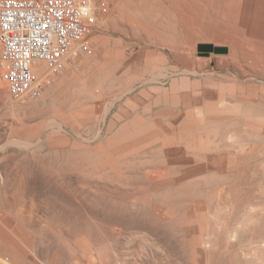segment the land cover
I'll list each match as a JSON object with an SVG mask.
<instances>
[{
  "label": "rangeland",
  "instance_id": "obj_1",
  "mask_svg": "<svg viewBox=\"0 0 264 264\" xmlns=\"http://www.w3.org/2000/svg\"><path fill=\"white\" fill-rule=\"evenodd\" d=\"M151 1L38 97L0 45V264H264V0Z\"/></svg>",
  "mask_w": 264,
  "mask_h": 264
},
{
  "label": "built area",
  "instance_id": "obj_2",
  "mask_svg": "<svg viewBox=\"0 0 264 264\" xmlns=\"http://www.w3.org/2000/svg\"><path fill=\"white\" fill-rule=\"evenodd\" d=\"M96 24L92 0H0L1 77L10 95L38 97L91 51Z\"/></svg>",
  "mask_w": 264,
  "mask_h": 264
},
{
  "label": "bare ground",
  "instance_id": "obj_3",
  "mask_svg": "<svg viewBox=\"0 0 264 264\" xmlns=\"http://www.w3.org/2000/svg\"><path fill=\"white\" fill-rule=\"evenodd\" d=\"M119 0H117V2H118ZM131 0H120V2H119V4H120V8H121V10H122V12H125V14L126 13H130V11H131V13H132V15H134L135 17H136V21L135 22H138L137 24L139 25V26H141V27H143V26H145V27H147V29H148V26H146L145 25V22H143L141 19H140V17H141V13H140V7H139V5H138V7H139V9H134V7H133V9L131 8V6H130V2ZM140 2H141V7L143 6L144 7V9L146 10V11H150L151 10V8H152V6L150 5V4H152V1H151V3L149 2V0H140ZM133 2H131V4H132ZM136 3V2H135ZM139 3V2H138ZM93 4V3H92ZM135 6H136V4H135ZM154 6V5H153ZM159 6V5H158ZM154 7H156V5L154 6ZM157 10H158V8H156ZM166 9V8H165ZM164 9V10H165ZM143 11V10H142ZM141 11V12H142ZM154 12V11H153ZM162 12V11H161ZM170 12V11H169ZM130 13V14H131ZM166 13V12H165ZM172 13V12H171ZM123 14V13H122ZM155 14V13H154ZM161 14H163V13H161ZM156 15H157V13H156ZM166 15V14H165ZM120 16V15H119ZM126 16V18H128V15H125ZM144 16V15H143ZM112 18V17H111ZM129 18L131 19V16L129 15ZM128 18V19H129ZM153 18V17H152ZM155 18V17H154ZM166 18V17H165ZM129 19V20H130ZM143 19V18H142ZM147 19H149L148 17H147ZM113 20V19H112ZM131 21H132V19H131ZM154 21V20H153ZM112 22H115V20L114 21H112ZM134 22V20L131 22V23H133ZM163 22V21H162ZM161 22V23H162ZM116 23V22H115ZM164 24V23H163ZM149 25V24H148ZM163 26V25H162ZM166 26V25H165ZM145 27H143V28H145ZM159 27V26H158ZM164 28H166V27H164ZM146 29V28H145ZM146 29V30H147ZM150 29V28H149ZM176 29V28H175ZM151 30V29H150ZM172 30H173V28H172ZM153 33V32H152ZM163 33V32H162ZM165 34V33H164ZM163 35V34H162ZM168 35V34H167ZM163 38V37H162ZM168 39V38H167ZM172 39H174V38H172ZM172 39H169V40H172ZM176 39V38H175ZM175 41V40H174ZM2 78V77H1ZM4 82V81H3ZM1 85H3V83H2V80H0V86ZM160 122V121H159ZM155 126V125H154ZM205 129V128H204ZM150 133V132H149ZM160 133V132H159ZM162 134V133H161ZM154 135V134H153ZM151 138V137H150ZM137 140V139H136ZM131 141V140H130ZM133 141V140H132ZM139 141V140H138ZM117 142V141H116ZM127 143V142H126ZM90 153V152H89ZM120 153V152H119ZM74 155V154H73ZM83 155V154H82ZM103 158V157H102ZM97 159V158H96ZM97 162V161H96ZM163 164V163H162ZM190 166V165H189ZM177 168V167H176ZM182 168V167H181ZM183 169V168H182ZM4 170V169H3ZM8 172V171H7ZM2 173H4V172H2ZM12 175V174H11ZM18 176V175H17ZM18 177H21V176H18ZM17 177V178H18ZM13 178V177H12ZM15 180H16V178H14ZM19 179V178H18ZM136 182V181H135ZM160 182V181H159ZM12 183V182H11ZM13 185V184H12ZM17 185V184H16ZM18 186V185H17ZM19 187H20V185H19ZM12 188H13V186H12ZM14 188H15V186H14ZM156 188H157V186H156ZM192 188V187H191ZM194 188V187H193ZM196 188V187H195ZM165 189V188H164ZM19 190V189H18ZM24 190V189H23ZM4 192V191H3ZM25 192V191H24ZM173 192V191H172ZM5 193V192H4ZM174 193V192H173ZM184 194V193H183ZM28 197V196H27ZM26 197V198H27ZM32 197V196H31ZM176 199V198H175ZM31 200V199H30ZM58 200H59V198H58ZM31 202H33V201H31ZM38 202V201H37ZM27 203H29V202H27ZM33 204L34 203H32L31 205L33 206ZM63 204V203H62ZM31 205H28V206H31ZM36 205V204H35ZM35 205L33 206L34 207V209H35ZM57 205V204H56ZM30 207H28V209H29ZM38 208V207H37ZM37 208L35 209V210H37ZM31 209V208H30ZM29 209V210H30ZM56 209H58V208H56ZM16 210V209H15ZM19 210H20V208H19ZM19 210L17 211V212H19ZM26 210V209H25ZM32 210H33V208H32ZM31 211V210H30ZM49 211V210H48ZM26 212V211H25ZM29 212V211H28ZM52 213H53V211H51ZM50 212V213H51ZM31 213V212H30ZM29 213V214H30ZM45 213V212H44ZM48 213V212H47ZM21 214H22V212H21ZM54 214V213H53ZM28 215V214H27ZM26 215V216H27ZM30 216V220L32 219V214H30L29 215ZM47 217V216H46ZM45 217V218H46ZM35 218V217H34ZM56 218V217H55ZM36 219V218H35ZM49 219V218H48ZM39 220V219H38ZM50 220V219H49ZM62 220V219H61ZM28 221H29V219H28ZM32 221V220H31ZM31 221H29V222H31ZM56 222V221H55ZM38 223V222H37ZM51 223V222H50ZM60 223V222H59ZM32 224V223H31ZM35 228V227H34ZM17 253V252H16ZM9 263V262H8ZM74 263V262H73Z\"/></svg>",
  "mask_w": 264,
  "mask_h": 264
}]
</instances>
